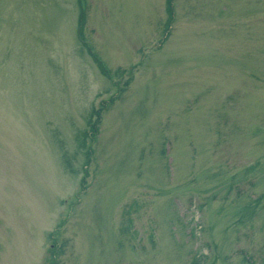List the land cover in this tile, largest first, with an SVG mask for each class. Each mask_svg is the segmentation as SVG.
<instances>
[{"label":"rangeland","instance_id":"1","mask_svg":"<svg viewBox=\"0 0 264 264\" xmlns=\"http://www.w3.org/2000/svg\"><path fill=\"white\" fill-rule=\"evenodd\" d=\"M83 1L0 0V264H264V0Z\"/></svg>","mask_w":264,"mask_h":264},{"label":"trees","instance_id":"2","mask_svg":"<svg viewBox=\"0 0 264 264\" xmlns=\"http://www.w3.org/2000/svg\"><path fill=\"white\" fill-rule=\"evenodd\" d=\"M80 6L82 7V14H81V17H80V28H79V31L82 32V28H83V25H84V22H85V15H83L84 13V7H85V1L83 0H80ZM171 3H172V0H169V5H170V9H171ZM171 18H172V13H171ZM94 126H96V122L94 124Z\"/></svg>","mask_w":264,"mask_h":264}]
</instances>
